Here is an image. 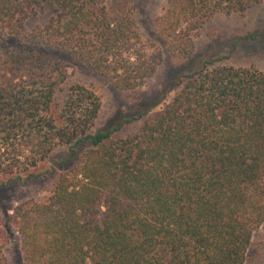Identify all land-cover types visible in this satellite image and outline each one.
<instances>
[{
    "label": "trees",
    "instance_id": "1",
    "mask_svg": "<svg viewBox=\"0 0 264 264\" xmlns=\"http://www.w3.org/2000/svg\"><path fill=\"white\" fill-rule=\"evenodd\" d=\"M127 1L0 0V188L67 149L48 197L12 208L22 264H244L264 224V68L207 59L154 116L159 96L101 128L73 75L135 90L164 54L192 58L208 22L264 0H166L148 36Z\"/></svg>",
    "mask_w": 264,
    "mask_h": 264
},
{
    "label": "rangeland",
    "instance_id": "2",
    "mask_svg": "<svg viewBox=\"0 0 264 264\" xmlns=\"http://www.w3.org/2000/svg\"><path fill=\"white\" fill-rule=\"evenodd\" d=\"M128 4L133 8L139 30L144 35H151L152 19L165 8L166 0H128L126 6ZM249 34L255 35V38H248ZM244 36L246 39H242ZM215 58L229 65L264 68V1L252 7L243 17L216 18L208 22L196 41L192 58L179 59L164 54L156 73L135 90L118 91L94 71L83 67L73 77L99 96L101 110L96 127L101 128L136 116L141 102L159 96L161 101L150 112V116H154L178 91L186 75L198 69L203 61ZM141 120L123 124L122 133L135 131ZM63 153H67V149H56L49 159L33 170L38 176L26 184L0 188V232L3 233L0 243L9 264H22L19 236L9 218L12 208L24 199L44 201L48 197L54 173L60 172L62 165L59 160ZM244 264H264V224L253 233Z\"/></svg>",
    "mask_w": 264,
    "mask_h": 264
}]
</instances>
